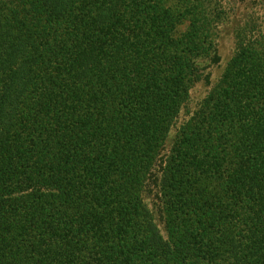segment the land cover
Segmentation results:
<instances>
[{
  "label": "trees",
  "instance_id": "16d2710c",
  "mask_svg": "<svg viewBox=\"0 0 264 264\" xmlns=\"http://www.w3.org/2000/svg\"><path fill=\"white\" fill-rule=\"evenodd\" d=\"M220 2L0 0V264H264V23L213 83Z\"/></svg>",
  "mask_w": 264,
  "mask_h": 264
},
{
  "label": "rangeland",
  "instance_id": "374dc122",
  "mask_svg": "<svg viewBox=\"0 0 264 264\" xmlns=\"http://www.w3.org/2000/svg\"><path fill=\"white\" fill-rule=\"evenodd\" d=\"M222 8L225 10L227 18L221 22L217 29L216 44L220 55V62L207 68L206 73L210 74L211 81L216 83L220 78L226 62L230 59L235 49V27L249 14H258L264 23V0H221ZM204 83L200 82L190 91L189 106L181 114L179 123L186 118L187 112L191 113L196 108L198 102L206 95L208 91ZM189 115V114H188ZM174 133V131H172Z\"/></svg>",
  "mask_w": 264,
  "mask_h": 264
}]
</instances>
